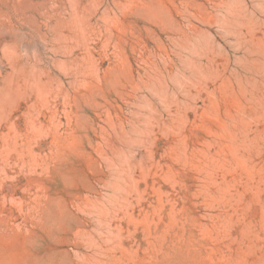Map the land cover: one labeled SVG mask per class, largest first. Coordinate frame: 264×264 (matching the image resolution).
<instances>
[{
    "label": "rangeland",
    "instance_id": "374dc122",
    "mask_svg": "<svg viewBox=\"0 0 264 264\" xmlns=\"http://www.w3.org/2000/svg\"><path fill=\"white\" fill-rule=\"evenodd\" d=\"M0 6V264H264V0Z\"/></svg>",
    "mask_w": 264,
    "mask_h": 264
},
{
    "label": "bare ground",
    "instance_id": "6f19581e",
    "mask_svg": "<svg viewBox=\"0 0 264 264\" xmlns=\"http://www.w3.org/2000/svg\"><path fill=\"white\" fill-rule=\"evenodd\" d=\"M5 3L13 6L14 16H16L18 13V7L21 4V1L20 0H0V6L5 4ZM8 22H9V20L5 16L0 15V37L2 34L1 30L3 27V23H8Z\"/></svg>",
    "mask_w": 264,
    "mask_h": 264
}]
</instances>
